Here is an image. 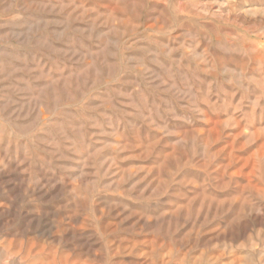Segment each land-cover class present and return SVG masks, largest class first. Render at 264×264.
Listing matches in <instances>:
<instances>
[{
    "label": "rangeland",
    "instance_id": "rangeland-1",
    "mask_svg": "<svg viewBox=\"0 0 264 264\" xmlns=\"http://www.w3.org/2000/svg\"><path fill=\"white\" fill-rule=\"evenodd\" d=\"M0 264H264V0H0Z\"/></svg>",
    "mask_w": 264,
    "mask_h": 264
}]
</instances>
